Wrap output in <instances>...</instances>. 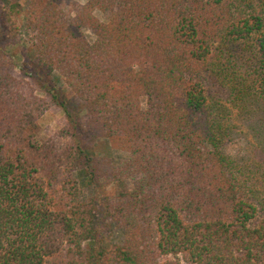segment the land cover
<instances>
[{
  "label": "trees",
  "instance_id": "1",
  "mask_svg": "<svg viewBox=\"0 0 264 264\" xmlns=\"http://www.w3.org/2000/svg\"><path fill=\"white\" fill-rule=\"evenodd\" d=\"M251 120L264 0H0V264H264Z\"/></svg>",
  "mask_w": 264,
  "mask_h": 264
},
{
  "label": "rangeland",
  "instance_id": "2",
  "mask_svg": "<svg viewBox=\"0 0 264 264\" xmlns=\"http://www.w3.org/2000/svg\"><path fill=\"white\" fill-rule=\"evenodd\" d=\"M80 3H84L86 0H76ZM25 9L26 11V7ZM25 12L21 11L19 15L16 16V20L18 25L20 26V38L18 39L16 45L12 47V52L14 54V59L18 63L21 61V50L26 47L25 42L27 40V33L24 31L23 28V20L25 16ZM96 15L103 19V15L100 12H96ZM16 72L19 71L16 69ZM37 94H42L39 90L36 91ZM142 105L144 106V102H142ZM64 115L63 112L56 107H51L47 111L44 112V114L39 119V129L37 132V140L38 141H44L47 139L53 132L58 130L61 125L63 124ZM249 133L254 134L255 138L258 139L257 141L252 142L250 145L253 147L256 143H258L259 147H257L258 150L263 151L264 148V120H251V123L249 125ZM230 146V151L232 153H235L238 149V147H241L243 145V142L240 139H236ZM247 143V142H246ZM104 147V146H102ZM247 148V145L244 146ZM243 148V149H245ZM112 155L114 159H118L121 157H124L126 153L124 151L119 150H111ZM264 154V152H263ZM110 189V188H109ZM114 232L111 234L110 239L114 242H121L123 239L122 232L120 230H113Z\"/></svg>",
  "mask_w": 264,
  "mask_h": 264
}]
</instances>
